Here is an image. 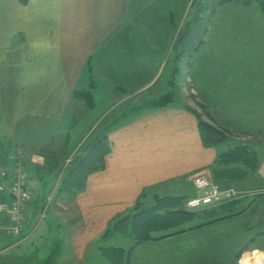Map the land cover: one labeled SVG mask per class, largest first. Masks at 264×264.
I'll return each instance as SVG.
<instances>
[{"label":"crops","instance_id":"obj_1","mask_svg":"<svg viewBox=\"0 0 264 264\" xmlns=\"http://www.w3.org/2000/svg\"><path fill=\"white\" fill-rule=\"evenodd\" d=\"M179 9L180 0H0V183L10 185L3 173L21 160L35 194L23 246L13 249L0 234V264H107L103 249L110 245L99 244L104 231L143 190L191 198L199 194L193 177L230 178L218 175L217 160L231 146L203 145L194 108L147 102L158 97L153 91L179 32ZM206 78L205 101L220 125L240 134L244 125L264 124L259 76ZM86 87L103 93V107L113 110L110 150L81 190L64 191L67 174L88 154L78 152V144L97 120L76 98ZM48 217L58 223L55 232L44 226ZM171 252L176 258L185 253Z\"/></svg>","mask_w":264,"mask_h":264},{"label":"rangeland","instance_id":"obj_2","mask_svg":"<svg viewBox=\"0 0 264 264\" xmlns=\"http://www.w3.org/2000/svg\"><path fill=\"white\" fill-rule=\"evenodd\" d=\"M210 1L212 0H184L183 4L187 3L185 7L182 5L181 26L183 23L186 24L195 12H200L205 3L209 6ZM215 10L214 14L207 12L210 18L208 21L205 19L204 26L202 24L200 27L203 31L197 33V38L194 35L193 40H188L185 44L186 50H183L184 45L181 44L182 35L178 33L175 36L174 47L170 51L171 55L162 75L164 77L153 91V95L158 97L150 98L151 100L147 102H149L148 105L155 106V102L165 95L173 102L190 105L194 108V112L201 115L206 122L220 127L228 137H231H229L231 140H228L217 151L228 146L235 148L240 144V146L249 147L252 144L253 148L260 153V167L263 166V170L260 173L248 175V172H253V170L246 167L241 170L228 167L219 168L218 175L230 177L223 178V180L232 181L233 185L237 183L238 186H232V188L242 192L245 196L244 209L241 210V214L215 224L203 225L191 232L186 230L176 232L177 234L172 236L168 235L175 232L158 231L148 234V232H143L141 227L132 225L130 219L143 207L154 205L156 198L160 197L152 189L143 190L135 204L127 211L115 216L104 231L106 234L99 244L110 245L111 262L107 264H118V262L136 264L139 260L162 262V264H243L244 259H249L255 264H264V124L258 125V128L254 126L252 130L251 126L244 125L241 130L238 129L240 134H235L234 130L230 131V128L220 125L222 119L207 105L205 93L202 90L204 84L208 83L207 76H242L245 82L259 76L264 83V10L261 3L255 1L247 4L232 1L217 5ZM223 51L229 52L228 57L223 58ZM100 85L99 83L98 87ZM94 89L86 87L80 91L79 96L76 95V98L79 101L82 100L90 111L95 112L97 117L89 134H86L85 141L78 144V152L90 150L96 144L97 138L106 133L108 125L114 123L113 110L108 114V109L103 107L104 98L101 97L103 93L97 94ZM260 105L264 103L261 102ZM106 106L109 107V105ZM125 106V104L122 105V108ZM261 119L262 122V115ZM236 137L240 139L239 142H236ZM21 165L26 171L22 161ZM33 202L28 204V208ZM194 212L201 215L199 222L195 221L182 228H194L197 224L208 223L215 220L214 218L217 220L223 216L219 213H210L206 208L194 210ZM127 218L130 221H127ZM28 222L26 218L25 228ZM57 224L56 221L50 220V217L44 222L49 232H55L58 228ZM23 232L19 239L6 234L7 244L10 247L13 246V249L23 246L20 244ZM161 236L163 237L160 238ZM192 246L196 250L194 253L188 252ZM172 247L179 248L182 252L184 248L185 253H181L176 258V254L171 252ZM115 248L124 249V253H117L114 251ZM21 250L18 249V251ZM106 256L103 255V259L107 261L109 255ZM194 258L199 259L193 261ZM8 264H15V262L8 260Z\"/></svg>","mask_w":264,"mask_h":264},{"label":"trees","instance_id":"obj_3","mask_svg":"<svg viewBox=\"0 0 264 264\" xmlns=\"http://www.w3.org/2000/svg\"><path fill=\"white\" fill-rule=\"evenodd\" d=\"M25 1V0H23ZM232 1L236 2H243V3H251L252 1L260 2L263 6L264 10V0H212L210 1V5L208 6L206 3L203 5V8L200 12H195L193 17L187 21L186 24L183 23L181 26V21L183 18V6L185 7L184 0H180V18L178 19L179 32L181 36V44L184 45V49H187L185 44L188 40H193V37L197 36V33L203 31L200 29L202 24L205 23V19L210 18L207 12H211L212 14L216 13L215 7L218 5H223L225 3H229ZM210 13V15H211ZM204 26V24H203ZM200 29V30H199ZM197 38V37H196ZM195 38V39H196ZM185 42V43H184ZM183 56V55H182ZM80 91L76 92L75 95L79 96ZM158 101V102H157ZM155 102L157 106H163L171 102L170 99L165 97V95L159 98ZM154 103V102H153ZM197 113V112H194ZM198 119V127L201 135V139L203 145L206 148H215L223 145L227 142V133L218 128L213 126L209 122H206L201 115L198 113L196 114ZM96 144L88 150V154L82 161L77 164L69 173L67 174L66 178L64 179L62 190L64 191H75L81 190L84 186V182H86L87 177L93 171L100 170L104 167V158L109 153L110 145L107 141L106 133L100 135L96 142ZM260 156L253 152L250 147L246 146H236L235 148H230L226 152L222 153L217 160L218 166L228 167V168H237L242 169L243 167L250 168L253 171H256L260 167ZM216 183L220 184L223 187H232L238 186L237 183L233 185L232 181L222 180L218 177H213L212 179ZM245 198L234 200L231 202H227L219 207L214 208H206L208 212L216 214H222L220 219L214 218L215 220L208 222V223H201L197 224L194 228L184 229L183 226L193 223L195 221L199 222V218L201 215L195 213L194 211L185 210L184 204L188 200V197H175V196H166V197H157L155 204L149 207H143L142 210L137 212V214L131 218L132 225L141 227L144 231L143 232H175L170 233L168 236H172L177 234L176 232H191L193 229H198L203 225H207L209 223H217L218 221H224L229 218L235 217L236 215L241 214V210L244 209L243 201ZM242 207V208H241ZM224 213V214H223ZM126 219V218H125ZM123 219V220H125ZM127 221H130L127 218ZM181 229V230H180ZM204 231V230H200ZM148 237V236H147ZM161 236L160 238H162ZM204 238V237H203ZM114 251L123 252L124 249H114ZM111 248L108 247L107 249H103V255H109L108 262H111ZM118 264H120L118 262Z\"/></svg>","mask_w":264,"mask_h":264},{"label":"built area","instance_id":"obj_4","mask_svg":"<svg viewBox=\"0 0 264 264\" xmlns=\"http://www.w3.org/2000/svg\"><path fill=\"white\" fill-rule=\"evenodd\" d=\"M3 176L10 178L11 183H0V193L5 197L0 200V234L5 233L19 239L25 228L28 204L35 200V194L21 160L15 161L11 171L3 173ZM192 183L199 195L188 198L184 204L188 211L219 207L245 197L235 188L223 187L204 175L195 176Z\"/></svg>","mask_w":264,"mask_h":264}]
</instances>
